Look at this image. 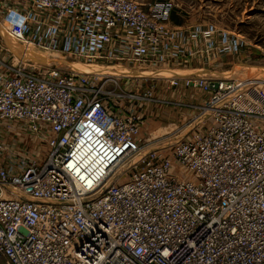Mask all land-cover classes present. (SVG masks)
I'll return each mask as SVG.
<instances>
[{"label": "built area", "instance_id": "obj_1", "mask_svg": "<svg viewBox=\"0 0 264 264\" xmlns=\"http://www.w3.org/2000/svg\"><path fill=\"white\" fill-rule=\"evenodd\" d=\"M174 7L0 0V24L20 44L115 70L41 65L8 48L0 59L2 264H264V81L162 79L203 97L187 104L198 112L185 137L145 151L142 110L161 99L135 70L205 72L245 47L216 27H168Z\"/></svg>", "mask_w": 264, "mask_h": 264}, {"label": "rangeland", "instance_id": "obj_2", "mask_svg": "<svg viewBox=\"0 0 264 264\" xmlns=\"http://www.w3.org/2000/svg\"><path fill=\"white\" fill-rule=\"evenodd\" d=\"M173 2L175 4L174 18L176 19V24L172 20H169L167 23L168 27H190L193 29L206 28L208 26L216 27L217 30L215 36L222 32H227L230 33L231 36L243 41L245 47L242 52H239L238 54H223L221 58H219V55L216 56V59H222L221 62H223L218 68H212L219 71V76L221 75V77L232 79L257 78L264 80V0H173ZM0 27L3 28V33L0 30V44L5 48L3 52H0V59H3V55H5L7 48H10V50L13 51L11 52L13 54L15 53L14 55L18 56V58L30 60L25 56L29 55L32 57L31 61L41 65L46 63L56 64L59 67L68 68L69 64L64 62V60L68 61V63L73 61L70 58H64L55 53L32 48L31 49L34 53L29 50L28 52H24L14 40H11L5 35L6 31L1 24ZM201 49H203L202 44L200 45L199 50L201 51ZM18 50H20L21 54L23 53L22 56H20ZM229 57H231V60H228ZM7 59L9 62V57ZM195 62L196 59L194 60V63ZM71 65L77 70H85L84 72L101 70L102 72H113L104 66H86L80 63H71ZM83 66L86 68L82 69L81 67ZM92 66H95V68H90ZM135 71L143 76H151L146 83L143 82L145 83L143 86L147 85L149 87H154L153 96L156 99H161L157 100L155 103L152 102L149 105L148 102L147 106L142 110L144 115H147V121L142 134L147 142H149L147 143L148 148L145 149V151L155 147L169 150L175 142L181 140L190 131V127L186 128V126H188L187 122L191 120L198 111L187 107L185 110H181L183 116L174 114V112H178V109L183 107L184 104L170 106L172 105L171 103H173L169 102V100H172V95L170 98H167L165 97V93H169L170 91L172 94L175 93V96L177 97L181 93L184 95L185 92L181 90L187 87L182 84L177 88L169 89L167 85L162 83V79L169 76H176L185 80L195 74L206 75L207 71L204 72L203 70L198 69L194 70L193 67L189 68L186 66H173L168 68L149 67L148 69H137ZM134 74L135 72L132 73V75ZM213 74L218 75L217 73ZM121 84L124 85L125 81H122ZM139 87L140 85L135 82L134 88ZM157 87H159L158 90ZM162 91L166 92L164 93ZM192 93H194V97L199 98L197 100H200L203 97L202 92L193 90V92H187V95L189 96H187L186 99L181 96L177 97L176 100L183 103L188 100L191 102L190 97L193 98ZM193 102H195V99ZM187 110L189 112H187ZM179 121L182 122V127H180L181 125H177ZM138 158L139 156L126 160L112 173L107 184L113 181H124L127 177L126 172L129 171L131 163Z\"/></svg>", "mask_w": 264, "mask_h": 264}, {"label": "crops", "instance_id": "obj_3", "mask_svg": "<svg viewBox=\"0 0 264 264\" xmlns=\"http://www.w3.org/2000/svg\"><path fill=\"white\" fill-rule=\"evenodd\" d=\"M170 20H172L173 22H175V24H176V19L174 18V10L172 11V15H171V19ZM2 29L3 28H1L0 27V30H1V32H2ZM5 30V29H4ZM3 33V32H2ZM4 33H5V31H4ZM6 35V34H5ZM30 52H32V53H34L32 50H29ZM29 52V53H30ZM22 55H23V53H22ZM25 56H27L30 60H32V57L31 56H29V55H25ZM231 57H229L228 58V60H231L230 59ZM35 61V60H34ZM242 62V61H241ZM105 68H107V67H105ZM102 69V68H101ZM205 70H207V76L208 77H210V78H215L216 76H219V75H215V74H213V73H215V72H212L211 70V68H206ZM102 72V71H101ZM193 88L192 87H189V88H184L183 90H181V91H184L185 92V94L183 95L182 93L180 94V95H178L177 97H181V96H183L185 99L187 98V96H189V95H187V92L189 93V92H193ZM162 92H166V91H162ZM171 95H172V100H169V102L171 103V102H173V103H171L172 105H170V106H175V105H178V104H184L183 105V107H181V108H179L178 109V112H174V114H179L180 116H183V113L181 112V110H185L188 106H187V104H189V103H191L192 101H193V98L192 97H190V101L191 102H189V100L187 101V102H179V101H177L176 99H177V97L175 96V93H171L170 91H169V93H165V97H167V98H170L171 97ZM192 95H194V93H192ZM165 100H168V99H165ZM200 101L199 100H196L195 99V103H199ZM167 106H169V105H167ZM187 112H189L188 110H187ZM182 122L181 121H179V123L177 124V123H175V124H177V125H181L180 127H182L183 126V124H181ZM189 126H186V128H188ZM0 264H2V261H0Z\"/></svg>", "mask_w": 264, "mask_h": 264}, {"label": "bare ground", "instance_id": "obj_4", "mask_svg": "<svg viewBox=\"0 0 264 264\" xmlns=\"http://www.w3.org/2000/svg\"><path fill=\"white\" fill-rule=\"evenodd\" d=\"M4 27V26H3ZM6 31V30H5ZM11 40H14L13 38H11L8 34H7V32L5 33ZM19 46H20V48H21V50H23L24 52L25 51H27L28 52V50H32L31 48H28V47H26V46H24V45H22V44H20L19 42H17L16 40H14ZM14 44V43H13ZM16 47V46H15ZM10 49V48H9ZM12 51V50H11ZM13 52V51H12ZM18 53L20 54V56H22V54H21V52H20V50H18ZM15 54V53H14ZM16 56V55H15ZM49 56V55H48ZM49 57H51V56H49ZM16 58L17 59H20V58H18V56H16ZM22 59V58H21ZM54 59V58H53ZM24 60V59H23ZM64 62H66L67 64H69L70 66H72L71 65V63H79V62H71V63H68V61H66V60H64ZM34 63H36V62H34ZM39 63V62H38ZM47 64V63H46ZM81 64V63H80ZM79 65V64H78ZM83 65H85V64H83ZM86 66H91V65H86ZM73 67V66H72ZM74 68V67H73ZM82 69H84V68H86V67H81ZM90 68H95V66H92V67H90ZM107 68H109L110 70H112L113 72H115V70L112 68V67H107ZM76 69V68H75ZM79 71H85V70H79ZM87 72H90V71H87ZM116 73H119V74H131L132 75V71H127L126 69L125 70H122V71H117ZM136 74V73H135ZM139 75H141L140 73H139ZM262 81H264V80H262ZM117 169V167L116 168H113L111 171V175H112V173L115 171ZM110 175V176H111ZM110 176H109V178H110Z\"/></svg>", "mask_w": 264, "mask_h": 264}, {"label": "water", "instance_id": "obj_5", "mask_svg": "<svg viewBox=\"0 0 264 264\" xmlns=\"http://www.w3.org/2000/svg\"><path fill=\"white\" fill-rule=\"evenodd\" d=\"M214 83H215V82H214ZM214 85H215V87H217V83H215Z\"/></svg>", "mask_w": 264, "mask_h": 264}]
</instances>
